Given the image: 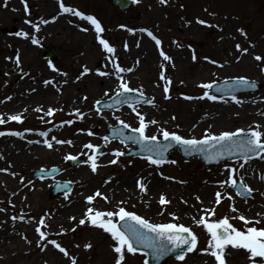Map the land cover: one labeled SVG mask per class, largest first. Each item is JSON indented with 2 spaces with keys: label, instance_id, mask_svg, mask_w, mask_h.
Listing matches in <instances>:
<instances>
[{
  "label": "rangeland",
  "instance_id": "1",
  "mask_svg": "<svg viewBox=\"0 0 264 264\" xmlns=\"http://www.w3.org/2000/svg\"><path fill=\"white\" fill-rule=\"evenodd\" d=\"M172 1L169 3L167 0L165 3L163 0H133V5L129 9L120 11L111 4V0H66L67 6L73 10H82L87 15H93L98 19L104 26V31L99 33V37L106 39L109 43L117 42L118 36L127 38L133 36L141 28L150 30L161 41L160 46L155 47L152 56L138 58V70L135 73L123 76L129 88L138 89V91L142 89L149 98L148 101H151L145 106L149 108L150 113L146 112L147 115L143 116L147 120L146 123L153 120L156 123H148L146 128L148 135H156L160 138L161 130L167 129L175 131L179 135L188 136V134H182L184 124L214 110L219 104L226 103L232 105L231 111L228 113L227 120L223 121L222 125L220 123L217 132L241 128L245 130L257 129L264 133V0ZM18 3L21 10L25 12L23 0H19ZM217 12H219L218 15H216ZM201 19L206 23L219 21L218 27L223 34V42L229 45L231 50L227 55V62L219 66L212 65L200 74H195L196 64L202 61L205 55L203 45L208 40V34L200 31L207 26L206 23L198 22ZM191 23L199 29V35L194 36L192 31H188L187 26ZM21 24L28 26V23L22 22ZM193 38L194 40H192ZM67 39L63 38L59 42L48 40L44 41L41 46L36 45L37 57L46 61V65L51 69L53 64H59L63 60L68 45ZM237 44L240 45V48L236 47ZM49 45H52L56 52L54 60L44 56V47ZM172 47H175L174 50L177 54L181 53L182 57L186 59L185 63L174 64L171 59H161V51L164 52V48L171 49ZM243 49H247V51L245 52ZM104 50L105 48L101 45V51H98L96 57L89 64L92 74L100 75V73L107 72L108 69L117 71L114 63H109V66H106L107 62L103 58L105 53H101ZM193 54L197 57L195 60ZM257 56L261 59L258 60ZM21 71H15L10 76L21 79L24 75ZM161 73L164 74L163 77ZM150 74L152 75L151 80L147 79ZM239 76L259 82L262 86L261 90L255 93L236 95L240 99V103L232 100L231 97L212 100L203 96V92L208 91L202 87L204 83L219 82L226 78ZM169 80L171 83H168ZM155 81H159L158 86L154 84ZM120 82L119 78L114 89L108 90V96L115 92ZM161 82L164 83V86L167 84L169 89L167 94L158 88ZM187 83L190 86H187ZM158 93H162V96L157 98ZM187 94L195 96L196 99L188 100V102L195 100L193 103H187ZM85 97L80 99L79 104L75 107L80 110L90 109L92 111L90 116L83 119L77 118L74 112L68 113L65 105L58 107L51 116L43 113L42 119H37V111L19 110L17 113L23 117L21 121L5 119L1 115L0 109V117L4 120V123H0V132H4V135H0V152L4 147L7 150L11 147L15 148L16 145H12V142L19 137L20 141L25 142V145H30L32 142L40 145L39 151L34 153L39 158L36 160L39 166H33L29 157L21 158L13 164L15 168L20 169L22 174V176L15 175L13 187L8 189L0 181V221L3 228L12 229L10 240L0 249V264H72L73 257L76 258L77 264H114L116 254L113 245L116 242L106 231L90 238L87 244H90L91 247L87 248L84 257H78L77 249L67 248L65 245L67 238L83 237L90 231L94 225L91 224L89 216L94 215L97 210L116 212L120 207H124L127 211L141 214L153 223L172 222L191 227L198 238L196 249L186 254L185 260L180 262L169 260L167 264H215V258L210 253L202 251L208 247L207 241L210 235L202 225L194 223V219L199 220L201 215L209 220L228 216L230 222L242 231H246L247 227L254 224L264 227V152L253 159H240L210 167L202 166L196 158L185 162L176 150L170 153L169 160L159 165H154L145 158L125 159L122 155H117L114 150L124 152L130 145L119 144L117 141L105 142L104 131L106 126L118 121L117 116L130 127H138L137 112L144 113L142 107H122L116 111L98 112L94 108V101L104 99L106 96L102 94ZM133 108L136 109V112L132 111ZM75 119L77 121L73 122ZM68 120H72V123H66ZM62 122L66 124L60 131L59 123ZM33 128L47 135L41 136L31 133V131H24L25 129L33 130ZM95 128L97 130H94ZM81 129L83 131L79 132L83 133V137L87 136L84 140H87L88 144L104 145V149L99 155H95L92 148L82 147L81 153L76 156L82 159L81 163L70 164L72 159H64L62 149H59L60 153H57L43 143L45 139L51 143L55 142V149H57L59 145L57 141L77 138L76 132ZM17 131L22 132L23 135L17 138L12 134ZM201 134L199 130L192 134V137L198 138L203 136ZM53 137L56 140H53ZM261 139L264 140V135ZM65 148L67 146L63 149ZM52 152L54 155L50 154ZM104 155H108V158L105 162L100 161V166L95 171L88 163H85L89 156L97 159ZM112 160H115L116 163H110ZM253 160H256L260 166L252 169L245 176L241 173L243 167L241 168L240 165L244 166ZM225 164L230 167L226 168ZM52 165L62 168L60 175L46 179L32 177L34 169L48 168ZM1 167L5 168L0 157ZM110 168H114L111 177L108 180H103L102 176ZM81 170L84 174L82 176H87V181H83L82 177L76 182L74 174ZM230 172L233 173L232 178H238L240 181L242 179V182L252 189L253 193L250 198H238L231 183H219V181H228ZM148 176L156 178L155 181L160 183L158 187L162 186L158 188L156 183L150 185L151 179L147 178ZM58 179L72 182L73 189L67 195L63 193L49 198L51 184ZM128 180L132 182L131 190L117 187ZM138 181L145 187L148 186V189L155 191L153 196L160 198L163 194L166 203L161 204L160 199L153 203L142 201L141 198L146 191L140 189ZM17 182H19L18 187L15 185ZM28 182H34L32 190L24 191L17 196L22 185ZM95 187H100L99 192L102 196L93 193ZM215 190L219 191L222 196L219 204L215 203L216 198L213 196ZM33 193L37 194V197H34ZM70 194L73 196L85 195L86 197L92 195L93 200L87 208L93 209V211L89 213L87 210L84 215L79 214L75 217L71 216V219H63L53 226V231H49L45 225H40V216L54 210L60 199ZM197 196L200 199H197ZM233 206L235 210H233ZM178 208L180 212L177 215ZM208 210L214 211V217L207 215ZM170 213L175 215H169ZM243 214H248L247 223L239 219V216ZM21 215L25 219H19L18 217ZM13 217L17 218L13 219ZM81 219L85 220L84 224L79 223ZM63 221L67 225L68 232L61 231ZM37 226L41 228V231L47 233L46 239L39 243H37L39 239V233L36 232ZM53 239L65 248L71 257L70 260L66 259V255L50 243ZM224 258L226 264H250L247 250L234 248L231 245L226 247ZM140 259L141 257L137 255L133 256V254L125 252L122 264H143ZM255 259L257 264H264V257Z\"/></svg>",
  "mask_w": 264,
  "mask_h": 264
},
{
  "label": "bare ground",
  "instance_id": "2",
  "mask_svg": "<svg viewBox=\"0 0 264 264\" xmlns=\"http://www.w3.org/2000/svg\"><path fill=\"white\" fill-rule=\"evenodd\" d=\"M18 1L19 0H6L5 2V0H0V109L1 115L5 119H8L10 115L16 114L19 110L24 109L37 111V119H42V114H46L49 107L57 109L64 105L66 106L67 112L71 114V112H74L73 109H76L75 107L79 104L80 99L85 96L102 95L105 93V90L114 89L120 77L133 74L138 70V58H146L153 55L155 46L143 35V29H139L133 36L128 38L118 36L117 42H111L110 45L114 48L113 53H108L106 49L101 52L105 53L103 58L107 62L106 66H109V63H114L124 69H131V71L126 70L117 75V71L108 69L107 72H104L107 73V75L92 74V69L89 64L92 59L96 57L98 51H101V44L97 38L99 33L96 32L93 24L86 18L76 16L74 11L63 12L60 8V0H27L28 7L25 12L21 10ZM168 1L169 3L173 2L172 0ZM210 1L214 2L216 0ZM63 3L68 7V2H66V0H63ZM23 5H25L24 0ZM84 13L87 16V13ZM155 14L157 16L156 12ZM218 14L219 12L216 13V15ZM52 17H55V19H52ZM28 21H32V23H28ZM44 21H47V23H44ZM22 22L28 23V26L22 25ZM176 23L177 21L175 24ZM206 24V28L200 30L202 33L208 34V40L203 45L205 55L203 60L196 64L197 69L195 74H200L212 65L219 66L227 62V55L231 50V47L223 42V34L218 27L219 21H208ZM35 25H39V28L37 29ZM101 27L104 28L102 23ZM187 28L188 31H192L194 36L200 34L199 29H197L195 25H192V23L189 24ZM21 31L28 32L29 36L16 35V33ZM33 36H35L38 43L32 42ZM63 38H68V45L63 55V60L59 62V64H53L51 70L46 65V61L37 57L36 45L41 46L44 41L48 40L59 42ZM135 40L136 43H134ZM192 40H194V38ZM125 45H127V47H125ZM174 48L175 47L171 49L164 48L165 54L171 57L174 64L185 63L186 59L182 57L181 53L177 54ZM17 57H19V63H17ZM161 57L164 60V56ZM205 57L209 59L206 60ZM213 60L217 63H212ZM85 67H87L89 71L81 75ZM18 70H22L21 72L24 74L21 79L10 76V74ZM78 76L80 77L79 79H77ZM151 76V74L148 75L147 79L149 78V80H151ZM144 79L146 80V78ZM45 80L49 81V83L45 84ZM154 84L158 86L159 81H155ZM162 85L163 83L161 82L158 88H162ZM186 85L190 86L189 83ZM160 96H162V93H158L156 97L158 98ZM6 97H10V99H6ZM186 97L187 103H193L195 100L190 102H188V100L196 99L195 96L191 94H187ZM231 107L232 105L228 103L219 104L214 110L188 121L184 124V131L182 134H188L186 137H192V134L200 130V133H202L201 135H205V129H208L212 133H219L220 130L218 132L217 130L220 128V123L222 125V122L227 120ZM142 110L144 113H140L141 115H147L146 112L150 113L148 107L142 106ZM80 111L84 114L83 118L90 116L92 112L90 109ZM76 121L75 119L73 122ZM146 121L147 120H145V122ZM65 124V122L59 123L60 131L64 129L63 127ZM76 134L77 138L60 140L65 142L59 143L57 149H55V142H53V147L49 149L57 153L59 149H62V154L64 156H78L81 153L82 147L86 146L88 142L84 140L87 136L83 137L82 132L77 131ZM19 138L12 142V145H16L15 148L11 147L7 150V148L4 147L0 152L2 165L5 167H1L0 169H7V171H0V181H2V185L8 189L13 187L15 175L22 176L20 169L13 166L14 162L21 158L29 157L28 159L31 160L33 166H39V163L36 161L39 158L36 157L34 153L39 151L40 145L36 142L25 145V142L20 141ZM67 141H71V143H67ZM65 146H67V148L63 149ZM50 154L54 155L53 152ZM107 158V155H104L95 159L97 167L100 166V161L105 162ZM87 159H89V157ZM88 164L91 167L90 163ZM258 166L260 165L256 160L250 161L243 166L241 170L242 174L246 176L252 169H256ZM84 168H82L83 171H85ZM82 175H84L82 174V170L77 171V173L74 174V180L77 182L83 177V181H87V176ZM147 178L151 179L150 185L154 183H156V187L160 185L158 181H155L156 178L150 176ZM15 185L18 187L19 182ZM32 186H34V182L25 183L22 185V189L17 192V196L21 195L24 191L29 192L32 190ZM117 187L119 189L125 187L126 190H131L132 182L130 180L127 182L124 181ZM145 188L146 193L141 200L149 203L157 201L158 197L153 196L155 191L148 189V186ZM93 189V193L100 191V187H95ZM32 195L37 197L35 193ZM90 202L91 201L86 199L85 195L73 196L70 194L61 198L54 210L46 212V214L41 215L40 218L44 217V225L48 227L49 231H53V226L55 224L57 225L61 220L71 219V216L75 217L79 214L84 215ZM179 212L180 210L178 208L176 214L178 215ZM243 216L248 218V214H243ZM1 223L0 221V249L10 240L12 231V229L3 228V224ZM62 227L65 232H68L66 228L67 225L64 221ZM102 230L104 229L94 225L83 237L67 238L65 245L67 248L77 249L78 252L76 255L78 257H84L87 252V248L84 247V244H87L91 237L98 236ZM65 258L71 259L70 255L65 256Z\"/></svg>",
  "mask_w": 264,
  "mask_h": 264
},
{
  "label": "snow or ice",
  "instance_id": "3",
  "mask_svg": "<svg viewBox=\"0 0 264 264\" xmlns=\"http://www.w3.org/2000/svg\"><path fill=\"white\" fill-rule=\"evenodd\" d=\"M6 2V0H5ZM163 2H167V0H163ZM25 8L27 9V0H24ZM60 8L63 12H71L73 11L72 8L66 7L63 3V0H60ZM76 16H79L81 18H86L87 20L91 21V23L95 26V30L97 33H101L104 31V29L101 27L100 21L93 15H87L82 11H75L74 13ZM52 19H55V17H52ZM201 24H205L206 21L199 20L198 21ZM28 23H32V21H28ZM44 23H47V21H44ZM35 27L38 29L39 25H35ZM121 27H124V25H121ZM87 30V29H85ZM129 31H132V29H129ZM148 33L149 36L152 37L153 40H155V43L157 45H160L161 41L157 39L151 31L144 29ZM243 31V29H241ZM16 35L25 36L28 37L29 33L25 31H21L16 33ZM99 39V42L103 47L106 49L108 53H113L114 48L110 45L109 41L106 39H103L101 37H97ZM33 43H38L35 36L32 37ZM127 47V45H125ZM237 48H240V45H236ZM243 51H247V49H243ZM161 55L164 56L165 60L171 59L168 55H166L163 51H161ZM197 57L195 54H193V59L195 60ZM239 58V57H238ZM258 60L261 59V57H256ZM205 59H209L208 57H205ZM19 57H17V63H19ZM51 63V62H50ZM212 63H217L215 60L212 61ZM117 68V75H119L120 72L123 71H131V69H124L120 67L118 64L115 65ZM89 69L85 67L83 69V73H87ZM101 75H107V73H100ZM163 73H161V76L163 77ZM80 77L78 76L77 79ZM120 84L117 86L115 92L119 94V97H122V99H116V103H127L128 97L127 93L130 91H138V89H131L128 86V83L124 81L123 77H120ZM45 84H48L49 81L45 80ZM168 83H171L169 80ZM216 82L212 81L211 83H204L202 87L204 89L211 88ZM232 88H242V87H255L254 82L250 81L247 77L239 76L234 77L232 80V84L230 85ZM141 92V96H143L142 89L139 90ZM169 91L168 86L166 84L164 88V92L167 94ZM104 95L108 96V90H105ZM204 97H208L212 100L217 99H223V96H216V95H209L208 91L203 92ZM6 99H10V97H6ZM87 99V97H85ZM111 99V98H110ZM231 99L236 101L237 103H240V99L236 95H232ZM148 103H151V101H147ZM96 104H99L100 101H96ZM111 104L106 105V107H111ZM56 109L49 107L47 109V115L51 116ZM73 111L76 113L77 117L83 118V113L79 109H73ZM133 112H136V109H132ZM137 116L139 118V126L133 129L134 133H137L138 135H130L127 137L128 140H131L133 142H139L141 144H144L146 147V151L149 153L147 156V160L154 164L159 165L163 163L162 159H153L151 153L155 152L158 157L163 156V153L167 150V148L171 147L170 144H164L160 145L157 142V136L156 135H146V128L148 126V123H156L154 120L149 121L148 123L145 122V118L143 115L137 112ZM9 120L13 121H21L23 117L20 114H14L10 115L8 117ZM116 119L119 121L120 124L124 125L125 127H130V125L125 124L123 120L120 119L119 116L116 117ZM0 123H4V120L2 117H0ZM66 123L71 124L72 120H68ZM24 131H32V129H25ZM78 131H83L78 130ZM245 129L237 128L235 131H221L218 134L210 132L208 129H205V135L201 138L196 137H189L186 138L182 135H179L175 131H168L167 129H162L161 134L164 137L165 140H171L177 144H182L185 146L186 149H191L194 151H207L211 149L210 152H208V159L215 160L220 156L223 155H231L233 152H241L243 153V156L245 159L248 158L249 153L260 155V153L264 152V140L261 139L262 135L264 133H261V131L257 129H248V132L250 135L247 136H237L238 133H243ZM0 135H4V132H0ZM14 135L16 136H22V132H15ZM41 136L47 135L44 132L40 133ZM113 135H123L122 129H114ZM53 140H56L55 137L52 138ZM104 141H108V136L103 137ZM58 143H64L65 141H57ZM43 143L48 147L52 148V143L45 139L43 140ZM67 143H71V141H67ZM87 148H94L97 147L91 143L86 145ZM117 155H122L123 153L120 150H114ZM64 159H75L74 156L68 155L65 156ZM85 163H90L91 168L93 171L96 170L97 164L93 156H89L88 161H85ZM110 163H116L115 160L110 161ZM225 167H230L229 165L225 164ZM242 168L243 165H240ZM0 171H7V169H0ZM232 171H235V169H232ZM23 179V177H21ZM30 183V182H29ZM221 184L231 183L232 185H236L237 181L236 179L232 178L231 174H229V180L228 181H219ZM138 186L142 191H145V185L138 181ZM252 189L244 184L241 179L240 184V195L245 194H251ZM67 195V193H66ZM96 195H101L99 191H97ZM216 200L215 203L219 204L221 202L222 196L219 191L215 194ZM197 199H200L198 196ZM88 201L93 200V196L89 195L86 197ZM107 199V197H105ZM160 203L164 204L166 203L165 197L162 194L160 197ZM233 210L234 206H233ZM93 209H88V212L91 213ZM169 215H175L174 213H170ZM208 216L214 217V211L208 210L207 211ZM113 217H119V219L114 220ZM17 217H13V219H16ZM19 219L23 220L25 217L21 215L18 217ZM75 219V218H72ZM90 222L92 225H96L102 229H104L106 232L111 234L112 239L116 242L113 245L114 253L116 254L114 256V264H122V262L125 259V250L127 253H137L138 251H142V248H138L134 245H143L144 247H147L152 250L153 256H159L163 255L167 252L172 251L173 249L178 250L181 254L177 256L178 260H183L185 257L183 253L185 250L192 251L193 249H196L198 239L197 235L193 232L191 227L185 226L184 224H177V223H152L143 216L137 215L135 212L127 211L124 207H120L118 211H95L94 215L89 216ZM239 219L241 221H245L247 223L248 221L243 215L239 216ZM40 225L45 224L44 217L40 218L39 221ZM80 224H84L85 220L81 219L79 221ZM194 223L197 225H202L207 232L210 234V238L208 239V247L205 249H202L204 252L210 253L215 258V264H226L224 253L227 246L231 245L234 248H242L246 249L249 253L250 258V264H257L256 259L257 257H264V227H258L255 224L253 226L247 227L246 231H242L240 228L235 227L233 223L230 222V218L228 216H224L222 218H213L211 220L206 219L204 215H201L199 220L194 219ZM121 227L126 229V231H122ZM61 231H64V229H61ZM36 232L39 233V239L37 240V243H39L41 240H45L47 233L45 231H41V228L39 226L36 227ZM127 233V234H126ZM50 243L54 245L57 249H59L61 252H63L66 256L68 255V252L61 246L60 243H58L55 239L51 240ZM184 246V247H181ZM85 248H90V244H84ZM72 264H77V260L75 257L72 258ZM143 264H148V260L145 259Z\"/></svg>",
  "mask_w": 264,
  "mask_h": 264
},
{
  "label": "water",
  "instance_id": "4",
  "mask_svg": "<svg viewBox=\"0 0 264 264\" xmlns=\"http://www.w3.org/2000/svg\"><path fill=\"white\" fill-rule=\"evenodd\" d=\"M112 3L117 5L119 8L121 9H124V8H127L129 6V0H112ZM47 54L50 55L52 58L54 57V53L52 51V48H48L47 49ZM132 154H137V152H131ZM45 175H48V174H45ZM69 185V184H68ZM58 190L57 191H62V190H68L70 189V185L67 186V183H62V184H59L58 185ZM55 190H52L51 192V197L55 194V192H57ZM150 261H153V260H150ZM163 261H161L162 263ZM157 263H160V262H155V263H152V264H157Z\"/></svg>",
  "mask_w": 264,
  "mask_h": 264
}]
</instances>
